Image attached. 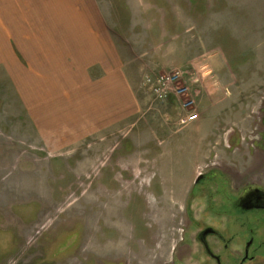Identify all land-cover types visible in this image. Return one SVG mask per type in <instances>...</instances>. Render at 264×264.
<instances>
[{
	"label": "rangeland",
	"instance_id": "1",
	"mask_svg": "<svg viewBox=\"0 0 264 264\" xmlns=\"http://www.w3.org/2000/svg\"><path fill=\"white\" fill-rule=\"evenodd\" d=\"M97 1L140 112L107 131L32 113L0 65V264H215L198 234L244 231L211 207L246 186L251 146L264 160V0ZM176 73L187 94L158 100L146 79Z\"/></svg>",
	"mask_w": 264,
	"mask_h": 264
},
{
	"label": "crops",
	"instance_id": "2",
	"mask_svg": "<svg viewBox=\"0 0 264 264\" xmlns=\"http://www.w3.org/2000/svg\"><path fill=\"white\" fill-rule=\"evenodd\" d=\"M122 54L97 0H0V65L24 78L32 113L98 131L130 123L140 103Z\"/></svg>",
	"mask_w": 264,
	"mask_h": 264
},
{
	"label": "flooded vegetation",
	"instance_id": "3",
	"mask_svg": "<svg viewBox=\"0 0 264 264\" xmlns=\"http://www.w3.org/2000/svg\"><path fill=\"white\" fill-rule=\"evenodd\" d=\"M262 129L261 135H264V122ZM263 140L260 138V142ZM252 147L249 149L251 155ZM258 150L263 153L264 157V147L258 148ZM251 155L247 159L248 180L244 189L238 193L237 185L231 181L229 190L234 195H232L233 197L229 196V205H222L224 210L211 207L212 214L217 220L228 217L229 220L227 221L231 222V226L238 225L245 234L236 232L227 235V230H221V226H225L222 220L220 226H206L198 234L199 242L215 264H224V255L228 256L229 260L234 261L235 264H260L261 261H264V253H261L264 249V160L259 163ZM200 176L202 177L198 185H205L219 179L218 173L214 171ZM211 238L217 240L218 248H221L220 252H215V248L210 245L209 239ZM241 238L244 240L243 252L241 255H237L232 252L231 246ZM236 257H238V261H236Z\"/></svg>",
	"mask_w": 264,
	"mask_h": 264
},
{
	"label": "built area",
	"instance_id": "4",
	"mask_svg": "<svg viewBox=\"0 0 264 264\" xmlns=\"http://www.w3.org/2000/svg\"><path fill=\"white\" fill-rule=\"evenodd\" d=\"M181 75L180 73H176L174 75H162L158 78H147V84L151 85L154 90V94L156 98L160 101H166L169 96L172 94L175 97H180L181 94H187L188 89H179L178 87L175 88L174 85L179 84ZM199 120V115H190L187 117L185 122L187 123H195Z\"/></svg>",
	"mask_w": 264,
	"mask_h": 264
},
{
	"label": "water",
	"instance_id": "5",
	"mask_svg": "<svg viewBox=\"0 0 264 264\" xmlns=\"http://www.w3.org/2000/svg\"><path fill=\"white\" fill-rule=\"evenodd\" d=\"M202 176H199L196 183H199V180L201 179ZM206 234H208V232H206Z\"/></svg>",
	"mask_w": 264,
	"mask_h": 264
}]
</instances>
